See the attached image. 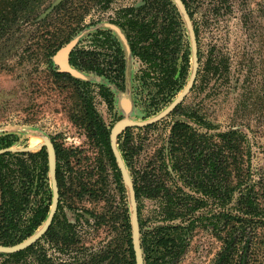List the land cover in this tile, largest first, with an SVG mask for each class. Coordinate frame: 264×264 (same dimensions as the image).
<instances>
[{"label": "rangeland", "instance_id": "1", "mask_svg": "<svg viewBox=\"0 0 264 264\" xmlns=\"http://www.w3.org/2000/svg\"><path fill=\"white\" fill-rule=\"evenodd\" d=\"M60 1L63 0H45L43 7L57 5ZM90 4L88 0H68L67 5L75 9L71 22L80 13L79 8ZM142 4L143 0H118L104 18L115 9L139 7ZM190 7L191 22L198 33L200 55L195 86L181 104L156 122L153 128L128 129L125 153L120 152L116 138V149L131 183L132 178L139 177V173H153L156 180L163 181V191L177 197L176 205L173 201L169 203L174 205L176 212L170 220L164 218L167 197L141 195L136 199L140 246L145 235L157 227L177 230L180 234L178 244H154L149 252V264H217L222 249L216 236L215 206L199 207L191 211L195 199L203 196L193 187L192 178L173 173L169 157L161 154L162 151L167 152L173 125L180 121L187 123L186 114L202 118L216 128L208 131V134L229 129L242 131L243 151L251 150L252 167L263 183L264 204V0H193ZM90 14L93 16V13L85 14L83 23L91 21ZM95 17L96 15L92 18ZM184 28L191 52L185 23ZM29 35L22 34L18 39L14 37L9 43L13 47L12 51H0V135L15 136L17 141L11 147L13 150L39 148L47 139L59 149L73 152L66 161L65 187L68 191L60 198L58 218L62 220L63 214L68 224V211L72 207L98 216L107 197L114 195L115 171L103 147L91 140L80 124L81 108L71 82L55 78L52 73L60 70V65L54 58L65 45L52 56V69L42 55L40 43L31 40ZM29 47L30 51L27 50ZM210 60L220 68L207 75V70L211 68L208 66ZM69 68L74 70L70 66ZM139 68V62L133 59L132 68L128 70L129 78ZM75 72L93 86L101 82L94 74ZM191 72L192 56L185 84ZM154 93L155 89H145L139 98L132 97L129 89L115 92L111 108L98 100L96 109L108 130L121 120L147 121L168 106L147 117L145 100L147 94ZM188 124L192 132L205 133L191 121ZM164 166L171 174L169 177L161 170ZM77 181L85 185L84 191L79 189ZM108 182L111 183V191ZM116 183L119 184V190L116 189L117 193L120 191L122 209H126L128 213L126 227L129 226L126 229L127 235L122 230L120 244H116L114 234L106 230L99 231L87 221L86 225L80 223L77 244L57 245L68 244V240L62 239L61 233H58L55 240L43 238L40 241L39 250L44 251L47 264H88L91 257L113 247L121 250L122 259L125 257V261L130 260L127 245L130 241L132 247L129 194L122 178V185L117 181ZM121 186L124 188V195ZM77 194L80 195L76 198ZM82 219L87 220L84 217ZM174 245L179 246V249L169 251ZM249 255L248 263L264 264V247L257 248ZM2 260L0 257V262Z\"/></svg>", "mask_w": 264, "mask_h": 264}, {"label": "trees", "instance_id": "2", "mask_svg": "<svg viewBox=\"0 0 264 264\" xmlns=\"http://www.w3.org/2000/svg\"><path fill=\"white\" fill-rule=\"evenodd\" d=\"M44 1L0 0V51H12L13 47L9 44L12 39L28 33L31 40L40 43L42 55L53 69L52 56L63 45L74 42L67 57L68 65L79 73H92L103 78L119 92L128 90L127 68L129 59L133 57L140 64L133 75L135 97L140 98L145 89H155V93L147 94L145 100L147 117L169 105L186 85L191 52L182 15L172 0H143L141 6L113 10L107 18H104L106 12L118 0H88L90 6L79 8L80 13L72 18V22L71 15L75 9L67 5L68 0L48 7H43ZM181 1L191 19L190 3L193 0ZM86 13L96 15L92 18L90 14L88 24L82 20ZM194 31L197 38L196 28ZM208 66L211 68L207 70V75L220 68L212 60ZM52 73L55 78L71 82L81 108L80 124L88 137L103 147L115 171L114 178L122 185L109 144V130L96 109L98 100L112 107L111 90L103 85L93 86L69 72L55 70ZM185 117L187 123L180 121L173 125L167 152L162 151L161 154L169 157L173 173L180 177H191L193 187L203 196L195 199L191 211L215 206L216 236L222 244L217 264H250L249 254L264 247L263 183L252 167L251 150L243 151L244 135L241 130L229 129L208 134V131L216 128L202 118H193L191 114ZM190 121L205 133L192 132L188 124ZM154 126L152 124L146 128ZM16 141L13 135H0V150L10 149ZM54 148L56 180L59 196L62 197L68 191L65 187L66 161L73 152H66L55 145ZM166 169L164 166L161 170L169 177L171 174ZM139 174L138 180L133 178L136 199L141 195L167 197L164 218L172 219L176 212L174 205L169 203H175L177 197L163 191V181L156 180L153 173ZM77 182L79 189L84 191L85 185ZM121 191L124 195L123 186ZM51 200L45 147L0 153V245L13 246L35 234L48 216ZM60 208L59 199L55 216L41 240H55L58 233H61L63 240H68L67 220L63 214L62 220L58 218ZM178 241L180 234L177 230L157 227L148 232L141 241L145 264H149V252L154 244H178ZM128 243L129 261H125V257L122 259L121 250L113 247L91 257L88 264H135L131 242ZM39 247L37 241L13 254L0 253L3 258L0 264H47L44 251L41 252ZM173 249L178 250L179 246H171L169 251Z\"/></svg>", "mask_w": 264, "mask_h": 264}, {"label": "water", "instance_id": "3", "mask_svg": "<svg viewBox=\"0 0 264 264\" xmlns=\"http://www.w3.org/2000/svg\"><path fill=\"white\" fill-rule=\"evenodd\" d=\"M174 4L178 7V10L180 11L182 15V19L186 25V28L188 30V35L190 39V45H191V56H192V72L189 76L188 82L184 89L177 95V97L159 114H157L155 117H153L150 120L147 121H130V120H121L114 124L110 130V146L111 150L114 156V159L116 161L117 167L119 169L121 178L123 183L125 184L128 194H129V201H130V207H131V213H130V223H131V239H132V250L134 254V262L135 264H145L143 252L140 246V229H139V217H138V208H137V202L134 192V187H132L131 180L129 178V174L127 172V169L123 163V160L120 156L119 151L116 149V138L119 135L120 132L123 130L133 127V128H144L149 125H152L162 118L169 115L181 102L185 99V97L190 93L191 89L193 88L195 84V80L197 77V72L199 68V59H198V47H197V40L195 36V31L193 24L191 22V19L182 3L181 0H172ZM74 42H70L69 44L65 45L63 48H61L55 55L54 61L60 65V72H69L72 76L81 78L78 73H76L74 70H71L68 65V54L73 47ZM56 57H62L61 61L58 62ZM43 146L46 148L47 155H48V171H49V179H50V186L52 191V200L50 205V210L48 213V216L46 220L44 221L43 225L39 230L36 231L35 234H33L31 237L27 238L23 242L13 245V246H2L0 245V253L3 254H13L22 250H25L26 248H29L34 243L39 241L42 236L45 234V232L48 230L49 226L51 225V222L55 216V213L57 211L58 202H59V190L56 180V154H55V148L53 143L50 140L45 139ZM41 146V147H43ZM39 147V148H41ZM34 148L31 150H13L8 149L4 151H11V152H17V151H33ZM3 150H0V153L4 152Z\"/></svg>", "mask_w": 264, "mask_h": 264}, {"label": "flooded vegetation", "instance_id": "4", "mask_svg": "<svg viewBox=\"0 0 264 264\" xmlns=\"http://www.w3.org/2000/svg\"><path fill=\"white\" fill-rule=\"evenodd\" d=\"M128 7H133V6H128ZM123 8H127V7H123ZM196 40H197V38H196ZM197 47H198V42H197ZM198 59H199V49H198ZM132 64H133V57H131L129 59V62H128V68L127 69L129 71L132 68ZM197 76H198V72H197ZM99 78L101 79V82L98 85H103L104 87L109 88L112 92V95H113L112 99L114 101L115 92H119V91L117 89H115L112 85L105 82V80H103V78H101V77H99ZM128 80H129L128 81V89L131 91V95L133 97V96H135V93H136V91L133 92V75H131ZM195 82H196V80H195ZM100 101L103 103L102 100H100ZM132 128L133 127H129L127 129L123 130L117 136V145H118L121 153H125L124 152V150L126 148L125 147V143H126L125 138L127 136V130L132 129ZM144 128H146V127H144ZM110 130H111V128L109 129V144H110ZM110 148H111V146H110ZM107 177H109V176L107 175ZM108 183H109L108 184L109 185L108 186L109 191H111V189H110L111 183L110 182H108ZM115 186L116 187H114V195H112V197H111V195L109 197H107L106 202H104V198L102 199L104 202V208L102 209V212H100L98 216L96 213H95L96 215L91 214V212H88L87 210L78 209V208L75 209L71 206L72 208L69 209V211H68L69 215H70V218L68 219V227H69L68 244H77V234L79 233L78 229H80V223L86 225L87 221H90L91 224L93 225V227L99 231L104 232L106 230V231L110 232L111 234H114L116 244H120V242L122 240V230L123 229H124L123 234L127 235L126 225L128 223V220H127L128 213H127L126 209L125 210L122 209L121 201H120V191H118L119 193H117V189H116V188H118V190H119V184L116 183V181H115ZM132 187H133V178H132ZM79 195L80 194H77L76 198ZM60 198H61V196H59V199ZM82 217L87 218V220L82 219ZM40 241H41V239L39 240V243H40Z\"/></svg>", "mask_w": 264, "mask_h": 264}, {"label": "bare ground", "instance_id": "5", "mask_svg": "<svg viewBox=\"0 0 264 264\" xmlns=\"http://www.w3.org/2000/svg\"><path fill=\"white\" fill-rule=\"evenodd\" d=\"M56 59L58 60V62H60L62 57H56Z\"/></svg>", "mask_w": 264, "mask_h": 264}]
</instances>
